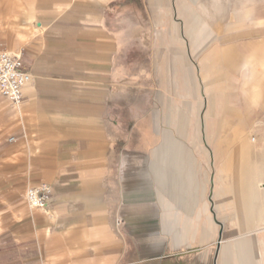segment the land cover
I'll use <instances>...</instances> for the list:
<instances>
[{"label": "crops", "instance_id": "0c3cea01", "mask_svg": "<svg viewBox=\"0 0 264 264\" xmlns=\"http://www.w3.org/2000/svg\"><path fill=\"white\" fill-rule=\"evenodd\" d=\"M182 1L0 0V264H264V0Z\"/></svg>", "mask_w": 264, "mask_h": 264}, {"label": "built area", "instance_id": "2783aa9c", "mask_svg": "<svg viewBox=\"0 0 264 264\" xmlns=\"http://www.w3.org/2000/svg\"><path fill=\"white\" fill-rule=\"evenodd\" d=\"M31 80V75L22 68L20 55L0 50V96L12 104H21L24 100V88ZM51 192L50 184L40 183L27 189L26 198L32 207L46 208L50 202Z\"/></svg>", "mask_w": 264, "mask_h": 264}, {"label": "rangeland", "instance_id": "374dc122", "mask_svg": "<svg viewBox=\"0 0 264 264\" xmlns=\"http://www.w3.org/2000/svg\"><path fill=\"white\" fill-rule=\"evenodd\" d=\"M15 0H7V3L9 4H13ZM158 1H156L157 3ZM184 7L186 4H188L187 7L190 6V1L189 0H183L182 1ZM198 4V8H199V42H200V46H205L207 44V42H210L214 39L213 34L210 32H207V20H214L218 21L220 20V17L222 15V11H223V4H225L224 0H198L197 2ZM13 11V10H12ZM207 13H209V17L207 15ZM10 12L7 14L9 15ZM15 14V11L12 13ZM10 14V15H12ZM8 19H10L9 17H7ZM182 20V24H189V17H183L181 18ZM186 36H188V40H189V34H184ZM0 50H6L3 47H0ZM9 52H12L14 54L13 51L11 50H7ZM205 48H200L199 52H200V56L205 54ZM205 76H203L200 72V89H205V85H206V81L205 79L203 80ZM248 105H247V118L248 120L252 119L253 117L256 116V111H255V105L253 104V102H251V100L248 98ZM2 216V212L0 211V217Z\"/></svg>", "mask_w": 264, "mask_h": 264}]
</instances>
